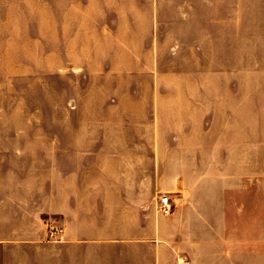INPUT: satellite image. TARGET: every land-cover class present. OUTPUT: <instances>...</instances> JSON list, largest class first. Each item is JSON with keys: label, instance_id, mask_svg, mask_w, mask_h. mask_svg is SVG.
Here are the masks:
<instances>
[{"label": "rangeland", "instance_id": "obj_1", "mask_svg": "<svg viewBox=\"0 0 264 264\" xmlns=\"http://www.w3.org/2000/svg\"><path fill=\"white\" fill-rule=\"evenodd\" d=\"M238 4L233 35L230 25L212 23L221 11L227 12L222 0H209L208 37L199 35L193 23L184 24L188 30L178 37L186 45L176 58L169 54L175 35L165 38L157 120L164 147L169 136H181L182 173L192 184L197 180L214 184L222 177L221 166L227 176L234 175L235 207L240 214L255 213V235L263 236L264 0ZM56 5L57 0H0V149L12 150L16 159L11 180L31 185L41 181L40 190L48 193L55 189L58 136H154L157 92L151 72L152 0L140 3L137 12L123 14L127 25L122 36L129 48L143 55V78L89 79L73 72L72 65L84 63V54L94 44L72 41L73 15L57 12ZM182 25L176 21L174 28ZM196 44L202 46L201 53L193 51ZM97 46L91 69L103 68V45ZM112 50L111 68L125 60L127 70H134L129 54ZM170 71L185 75L175 77ZM115 101L120 108L111 107ZM140 119L142 128L137 125ZM1 179L7 177L0 175ZM213 186L201 196L214 197ZM191 191L181 190L171 198L172 212L187 203L184 197ZM200 207L208 213L217 209L215 201Z\"/></svg>", "mask_w": 264, "mask_h": 264}, {"label": "crops", "instance_id": "obj_2", "mask_svg": "<svg viewBox=\"0 0 264 264\" xmlns=\"http://www.w3.org/2000/svg\"><path fill=\"white\" fill-rule=\"evenodd\" d=\"M143 1L57 0V12L73 15L72 41L94 44L84 54V63L72 65V71L89 79L143 78V55L129 48L122 36L127 25L123 14L137 12ZM208 3L152 0L151 72L157 86L151 123L154 136H58L55 189L49 193L40 190L41 181L34 186L11 180L16 159L12 150L0 149V175L7 177L0 180V264H180L183 260L188 264H264V229L263 236L255 235V213L237 211L234 175L227 176L221 166L222 177L214 184L200 180L192 184L182 173L185 150L181 136H169L167 148L159 136L163 43L175 35L169 54L176 58L186 45L178 37L188 30L186 23H193L199 35L208 37ZM223 3L226 14L221 11L222 16L212 23L230 25L233 35L238 0ZM176 21L183 22L178 29L174 28ZM100 43L105 53L100 63L103 68L91 69L93 52L100 49ZM112 48L129 54L134 70H127L125 60L111 68ZM193 51L201 53L202 46L196 44ZM113 106L120 108L118 101ZM139 121L142 128L144 122ZM213 185L214 197L201 196L202 190ZM187 188L193 191L184 197L183 207L168 216L157 215L162 192L172 198ZM207 201H215V213L202 211L200 206Z\"/></svg>", "mask_w": 264, "mask_h": 264}, {"label": "built area", "instance_id": "obj_3", "mask_svg": "<svg viewBox=\"0 0 264 264\" xmlns=\"http://www.w3.org/2000/svg\"><path fill=\"white\" fill-rule=\"evenodd\" d=\"M157 210L162 215H170L172 213V200L169 193H164L160 195L159 201L157 203ZM180 264H188L187 261H182Z\"/></svg>", "mask_w": 264, "mask_h": 264}]
</instances>
